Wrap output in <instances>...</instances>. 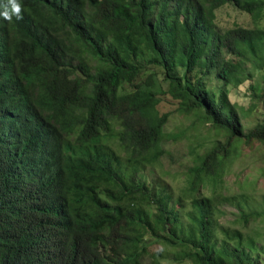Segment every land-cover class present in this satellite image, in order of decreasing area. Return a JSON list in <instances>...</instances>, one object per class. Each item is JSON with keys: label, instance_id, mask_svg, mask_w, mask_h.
<instances>
[{"label": "trees", "instance_id": "trees-1", "mask_svg": "<svg viewBox=\"0 0 264 264\" xmlns=\"http://www.w3.org/2000/svg\"><path fill=\"white\" fill-rule=\"evenodd\" d=\"M20 3L22 19L0 17V264H264L238 227L261 214L241 199L224 226L201 193L223 182L231 146L264 141L228 90L264 69V0ZM227 5L257 25L219 31ZM147 66L160 71L139 81ZM169 96L227 137L177 196L145 175L162 176Z\"/></svg>", "mask_w": 264, "mask_h": 264}, {"label": "rangeland", "instance_id": "rangeland-1", "mask_svg": "<svg viewBox=\"0 0 264 264\" xmlns=\"http://www.w3.org/2000/svg\"><path fill=\"white\" fill-rule=\"evenodd\" d=\"M217 16L218 29L221 32L237 26L254 28L257 25L250 14L233 5L218 10ZM261 24L264 27V20ZM152 70L160 71L159 68L147 66L138 80H142ZM207 81L215 91L220 92L222 87L227 88L215 74L208 76ZM228 90L230 99L239 105L244 133H250L264 124V69L256 70L253 79L246 80L239 87L230 84ZM159 108L162 113H170L165 127L166 153L158 165L162 176L159 177L157 172L150 171L151 168L145 171V175L147 181L166 183L177 196L186 186V175L198 164V153L205 154L217 141L226 143L227 137L217 131L213 124L205 123L203 119L183 109L179 101L172 96L163 100ZM231 149L232 154L224 166L223 182L215 190L210 186L208 189H202L201 193L212 198L215 203L216 200L221 201L218 206L220 212L222 211L219 221L224 226L237 227L234 222L242 216L238 207L241 199L246 202V208L241 205L244 212L261 214L259 219L254 215L248 225L242 222L238 227L264 246V141L242 139L236 146H231ZM184 205L190 207L189 203ZM157 247L158 245H155L153 250ZM262 257L264 259V253Z\"/></svg>", "mask_w": 264, "mask_h": 264}, {"label": "clouds", "instance_id": "clouds-1", "mask_svg": "<svg viewBox=\"0 0 264 264\" xmlns=\"http://www.w3.org/2000/svg\"><path fill=\"white\" fill-rule=\"evenodd\" d=\"M13 16L18 20L23 18L20 0H6V3L0 5V17L10 21Z\"/></svg>", "mask_w": 264, "mask_h": 264}]
</instances>
